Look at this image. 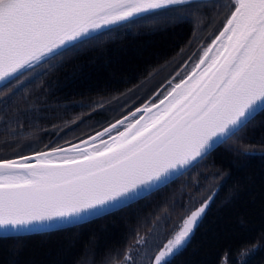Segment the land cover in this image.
<instances>
[{
    "label": "snow or ice",
    "instance_id": "1",
    "mask_svg": "<svg viewBox=\"0 0 264 264\" xmlns=\"http://www.w3.org/2000/svg\"><path fill=\"white\" fill-rule=\"evenodd\" d=\"M208 2L0 0V110L7 111L13 97L46 75L38 69L81 51L103 37L104 30L135 18L156 23L194 17L199 26L197 9ZM211 6L221 24L218 34L186 76L178 83L168 81L170 88L162 99L157 97L158 103L137 107L79 143L66 141L68 147L37 150L16 144L11 154L0 147V237L65 231L114 215L219 148L247 157L257 154L255 144L238 149L228 141L239 143L249 126L264 124L257 120L264 117V0H211ZM137 113H142L139 118ZM120 126L123 130L111 135ZM22 127L20 116L5 124V146L22 135ZM259 151L264 154V141ZM212 200L209 195L185 208L182 223L171 233L166 223L138 232L119 264H173ZM259 247L253 244L240 255Z\"/></svg>",
    "mask_w": 264,
    "mask_h": 264
},
{
    "label": "trees",
    "instance_id": "2",
    "mask_svg": "<svg viewBox=\"0 0 264 264\" xmlns=\"http://www.w3.org/2000/svg\"><path fill=\"white\" fill-rule=\"evenodd\" d=\"M197 12L199 26L194 17L156 23L135 18L105 30L81 51L38 69L46 75L13 97L7 111L0 110V147L8 154L16 144L37 150H47L45 145L64 147L66 141L76 143L137 107L157 102L170 88L168 81L177 83L186 76L218 34L221 24L211 0ZM99 104L104 107L94 111ZM17 116L22 119V135L8 142L11 147L5 146V124ZM241 136V142L228 144L238 149L255 144L256 155L219 148L167 186L114 215L65 231L0 237V264H119L138 232L166 223L171 233L186 215L184 209L198 206L209 195L213 200L206 214L173 264H264V154L259 151L264 124L249 126ZM253 244L260 247L241 257V251Z\"/></svg>",
    "mask_w": 264,
    "mask_h": 264
},
{
    "label": "water",
    "instance_id": "3",
    "mask_svg": "<svg viewBox=\"0 0 264 264\" xmlns=\"http://www.w3.org/2000/svg\"><path fill=\"white\" fill-rule=\"evenodd\" d=\"M122 23H124V22H122ZM122 23H121V24H122ZM115 26H118V25H115ZM115 26H112L111 28H113V27H115ZM106 30H108V29H106ZM104 31H105V30H104ZM177 83H178V82H177ZM162 98H163V97H162ZM162 98H161V99H162ZM158 102H159V101H157L156 103H158ZM140 107L142 108L143 106H140ZM135 110H136V109H134V110L131 111V112H135ZM131 112H130V113H131ZM130 113L127 114V115H125V116H130ZM141 114H142V113H139V115H141ZM125 116H123L122 118H120V119H118V120H122ZM137 118H139V116H138ZM116 121H117V120H116ZM116 121H115V122H116ZM115 122H113V123H115ZM113 123H111V124H113ZM111 124H110V125H111ZM110 125H108V126H106V127H109ZM103 129H104V128H103ZM103 129H101V130H99V131H97V132H101V131H103ZM122 130H123V129H122ZM122 130H121V131H122ZM97 132H96V133H97ZM96 133H94V134H92V135H90V136H94ZM114 135H116V134H114ZM90 136H89V137H90ZM89 137H87V138H85V139H88ZM82 140H84V139H82ZM80 141H81V140H80ZM80 141H78V142H76V143H79ZM76 143H73V144H76ZM68 146H69V145L64 146V147H68ZM26 235H27V234H26Z\"/></svg>",
    "mask_w": 264,
    "mask_h": 264
},
{
    "label": "rangeland",
    "instance_id": "4",
    "mask_svg": "<svg viewBox=\"0 0 264 264\" xmlns=\"http://www.w3.org/2000/svg\"><path fill=\"white\" fill-rule=\"evenodd\" d=\"M139 116V113H137V116H136V118ZM182 223V222H181ZM178 229V228H177Z\"/></svg>",
    "mask_w": 264,
    "mask_h": 264
}]
</instances>
